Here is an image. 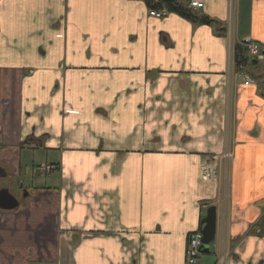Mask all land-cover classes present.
Masks as SVG:
<instances>
[{
  "label": "crops",
  "instance_id": "obj_1",
  "mask_svg": "<svg viewBox=\"0 0 264 264\" xmlns=\"http://www.w3.org/2000/svg\"><path fill=\"white\" fill-rule=\"evenodd\" d=\"M204 2L194 11L212 24L143 0H0V190L17 202L0 208V264H187L219 194L200 165L226 118L229 4ZM230 30L264 45V0H236ZM248 72L260 83L232 99L227 264H264V230L251 232L264 215V57ZM214 241L197 264L216 263Z\"/></svg>",
  "mask_w": 264,
  "mask_h": 264
},
{
  "label": "built area",
  "instance_id": "obj_2",
  "mask_svg": "<svg viewBox=\"0 0 264 264\" xmlns=\"http://www.w3.org/2000/svg\"><path fill=\"white\" fill-rule=\"evenodd\" d=\"M204 0H188L187 6L193 10H198L204 6ZM236 0H228L229 4V43H228V58L227 65L225 70V79H224V95H225V111H226V119L223 130V150L218 154H209V157L204 162L201 163L202 174L206 173L209 176L211 181L214 180V168L212 164L214 162L222 161L225 166H228L231 161V153L233 154V145L232 136L233 130L231 131L230 125H232L230 110L232 109V99L235 91L241 85L247 86L250 84H257L256 80L252 78V76L247 73L243 65H241L238 69L235 68V46L238 45L242 49V57L246 60L247 63L252 62L253 60H259L264 57V45L259 43L258 41L253 40L251 37L246 36L243 38L233 39L231 38V22L233 20V11L235 8ZM151 15L162 17L167 14L165 9L161 10H151L149 12ZM231 140V143H230ZM232 149V150H231ZM233 156V155H232ZM56 165L53 164H45L40 163L39 168L43 171H51L56 169ZM203 176V175H202ZM223 235V236H222ZM221 240L226 239V231L220 234ZM202 235L199 229L194 230L189 234L188 245L185 249V260L187 264H197V260L201 254L199 248L202 244L201 241ZM221 247V246H219ZM229 257V251L227 247V242L223 240V247L217 251V260L215 264H227V260Z\"/></svg>",
  "mask_w": 264,
  "mask_h": 264
},
{
  "label": "rangeland",
  "instance_id": "obj_3",
  "mask_svg": "<svg viewBox=\"0 0 264 264\" xmlns=\"http://www.w3.org/2000/svg\"><path fill=\"white\" fill-rule=\"evenodd\" d=\"M232 112L234 115L233 116L231 115L232 125H230V127L233 128V129H231V131L233 130V136H232V138H230V139H232V143H231V140H230V143H231V145L235 146V143H236V141H235V133H236L235 127H236V123H237V117H236V110L234 109V107L232 108ZM225 119L226 118H224L223 122L225 121ZM224 125H225V122H224ZM223 130H225L224 126L222 128V135H223ZM222 150H223V140H222L221 151H219L217 153H213V154L221 153ZM232 155L233 154L231 153V155H230L231 161H230V164L228 166H225V164L222 161H219V162L216 161L212 164V167L214 168V180L215 181H211L209 178L208 179L204 178V176L207 174L206 173L202 174V170H201L202 165H200L201 178L205 181H210V182L215 183L217 185V189L219 192L215 202L211 204V205H214L216 208L215 238L217 239V243H218V251L220 248L222 249V247H223V240L228 242L227 223H228V211H229V200H230V177H229V173H230V167H231V163H232L233 156H234V155L233 156ZM208 157L210 160V156H209V154H207L204 156L203 162L205 160H207ZM221 231H222V234L226 231V239L221 240V237H220ZM192 232H190V233H192ZM188 238H189V236H188ZM215 238H214V240H215ZM214 240L209 244V250L211 253H213L216 249V245H215L216 242ZM187 245H188V240H187L186 247H187ZM219 246H221V247H219ZM186 247H185V249H186ZM199 251H200V248H199ZM201 257H206L209 261H210V259H212L209 256V254H202L201 253L200 258ZM212 257H214V256H212Z\"/></svg>",
  "mask_w": 264,
  "mask_h": 264
},
{
  "label": "trees",
  "instance_id": "obj_4",
  "mask_svg": "<svg viewBox=\"0 0 264 264\" xmlns=\"http://www.w3.org/2000/svg\"><path fill=\"white\" fill-rule=\"evenodd\" d=\"M147 3L150 8L154 9H165L167 12H174L187 20L200 23V24H212L213 20L206 16L199 15L193 9L189 8L187 4H184L178 0H160V2H153V0H143ZM235 68L238 69L243 65L244 70L248 72L249 66H253V62L247 63L242 57V49L240 46H235ZM250 76H252L249 73ZM256 80L257 85L260 83L257 78L252 76ZM258 229L264 230V215L252 226L251 232H255Z\"/></svg>",
  "mask_w": 264,
  "mask_h": 264
},
{
  "label": "water",
  "instance_id": "obj_5",
  "mask_svg": "<svg viewBox=\"0 0 264 264\" xmlns=\"http://www.w3.org/2000/svg\"><path fill=\"white\" fill-rule=\"evenodd\" d=\"M253 62H256V60H254ZM0 170L3 172L2 169H0ZM3 173H2V175H3ZM3 176L5 177L6 174L4 173ZM4 201H5V203H2ZM12 201H15V197L12 194H10V192L8 191V188H2L0 190V208L1 209L2 208L12 209L15 206H17V202L15 201L12 204ZM200 223H201V227L199 230H200V233L202 235V238H201L202 244L200 246V252L202 254H206L209 252V244L215 238L216 208L214 205H210L207 208L206 215L204 216V218L201 219Z\"/></svg>",
  "mask_w": 264,
  "mask_h": 264
},
{
  "label": "bare ground",
  "instance_id": "obj_6",
  "mask_svg": "<svg viewBox=\"0 0 264 264\" xmlns=\"http://www.w3.org/2000/svg\"><path fill=\"white\" fill-rule=\"evenodd\" d=\"M204 178H205V179H208V178H209V176L205 175V176H204Z\"/></svg>",
  "mask_w": 264,
  "mask_h": 264
},
{
  "label": "flooded vegetation",
  "instance_id": "obj_7",
  "mask_svg": "<svg viewBox=\"0 0 264 264\" xmlns=\"http://www.w3.org/2000/svg\"><path fill=\"white\" fill-rule=\"evenodd\" d=\"M37 169H38V170H41V169L39 168V165H37ZM41 171L43 172V170H41Z\"/></svg>",
  "mask_w": 264,
  "mask_h": 264
}]
</instances>
